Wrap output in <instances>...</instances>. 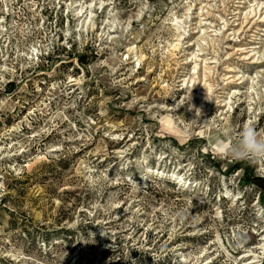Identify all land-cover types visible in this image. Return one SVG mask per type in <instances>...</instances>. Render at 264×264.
<instances>
[{
    "label": "rangeland",
    "instance_id": "obj_1",
    "mask_svg": "<svg viewBox=\"0 0 264 264\" xmlns=\"http://www.w3.org/2000/svg\"><path fill=\"white\" fill-rule=\"evenodd\" d=\"M79 1L104 2L94 29H79L73 0H9V38L0 28V264H264V158L218 143L244 126L264 139V57L232 49L257 32L264 53L258 17L230 46L238 0H197L187 18L191 0ZM175 17L184 45L200 20L221 30L205 51L219 93L202 114L190 111L200 81L186 88L169 53ZM229 63L254 83L228 112Z\"/></svg>",
    "mask_w": 264,
    "mask_h": 264
},
{
    "label": "bare ground",
    "instance_id": "obj_2",
    "mask_svg": "<svg viewBox=\"0 0 264 264\" xmlns=\"http://www.w3.org/2000/svg\"><path fill=\"white\" fill-rule=\"evenodd\" d=\"M223 2V0H220ZM197 0H191L190 4L187 5L188 6V12L186 13V18L189 17L188 13L191 11V9H193V7L197 6L196 4ZM205 1H202L200 4H203ZM233 2H235L233 0ZM252 1L250 0H238V4L239 6H237V8L234 10V18L236 16H238V20H241V24H237V27L239 25H241V27H234L232 30V33L228 36V45L231 46V42L233 40H235V37L237 35L238 32H241L242 30V26L245 25L247 23V25L245 27H247L249 24L252 23V21H254L256 17H258L257 21L255 22V25L257 26V30L259 31H264V28H259L260 23H262L264 21V12H261L262 10H260L261 8L259 7V5L255 2L250 4ZM73 4V8H74V14L77 17V20L81 21L79 24V29L84 30L85 28L88 30L89 28L94 29V24L92 23V8L96 7L97 5H100V8H102L104 6V2H100L97 3L96 1H92L89 5L88 4H84L81 3L79 0H73L72 2ZM246 4H250L249 7H246ZM242 5V6H241ZM260 8V9H259ZM199 10H203V7L200 6ZM209 13V12H208ZM245 14V16L243 17V15ZM200 17V16H199ZM221 19H224L223 17H221ZM193 21V20H191ZM226 21V20H225ZM236 21V20H235ZM185 23H187L185 20H183L180 17H175L174 19H172L171 23H168L170 26H173L174 30H175V43L170 44V49H169V53L170 55L173 57V59H175L176 64L178 65L177 68L180 70L182 69V75L179 76L180 78L183 77L182 80H180V82L183 83V85L187 88L189 87V85H191L192 83H197L198 81H200L201 87L198 91L199 93V97H200V101H198L197 103L192 102L191 105V113L193 115H195V113H200L202 114V111H204L205 109H208V107L212 104V95L214 93H219V91H217L215 89V79H214V75H215V67L218 64V58L215 57L214 55L212 57H209L207 53H205V51L209 48V50L211 48H214L213 45L216 41L215 37L217 38L220 33V29H217V27L215 26V29L213 28V30H210L211 26L207 25L206 23L203 24L202 21L200 20L199 25H197L196 23V27H194V32L192 33V35H190L187 45H184V41L186 38H184L185 34H187V29H186V25ZM195 24V23H193ZM225 26V25H224ZM254 28V27H253ZM85 29V30H86ZM105 29V28H104ZM80 30V31H81ZM84 30V31H85ZM230 29H227V31H229ZM241 30V31H240ZM245 31V29L242 31V33ZM203 32V34H201ZM213 32H215V34H213ZM198 35V37L196 36ZM233 37V39H229L230 37ZM259 33H255L254 36L252 37L253 39L250 41L249 44H245L246 46L243 45H239V46H233V48L236 49L237 52H240L239 57L243 60H248L249 61V65L250 64H262L263 63V57H264V53H259V51H256V49L258 48L256 46V44L260 43L259 42ZM227 37V36H226ZM224 38H225V34H224ZM184 39V40H183ZM218 39V38H217ZM195 47V49H194ZM208 47V48H207ZM230 48V47H228ZM132 48L130 47L129 50H131ZM136 49V48H134ZM191 50V51H190ZM214 51V50H213ZM182 54V56H179V54ZM238 55V54H236ZM137 56V61H139L140 63L145 61V59L142 58L141 55H139V53H136ZM130 63V62H129ZM193 64V70L194 72H192V74L186 73L185 69L187 68V66H189L190 64ZM203 63V72L201 75V72L198 71L197 69L199 67H202L201 64ZM213 65H215L213 67ZM260 67V66H259ZM8 68L3 65L0 68V74L1 72H5ZM227 71L226 73L223 75L225 78H223V82H226L225 85L229 88L226 87H222L220 89L224 90L222 93L225 94V96H221L219 94V96H217V98L219 99V108L222 109V111L226 108H228V112L233 108L232 106V101L234 98L241 96L242 91L240 90L241 87L245 84H247L248 79H246L244 74L240 75V72L238 70V66L235 63L232 64H228L227 66ZM258 70V69H257ZM198 71V72H197ZM197 72L196 75H193ZM258 72H263V70H259ZM243 73V72H242ZM222 78V77H221ZM217 80V79H216ZM248 83H254V79L251 78L249 79ZM233 84L234 87H232L231 85ZM253 85V84H252ZM251 86L252 90L253 86ZM213 88L215 89L213 91ZM217 88V87H216ZM218 89V88H217ZM219 89V90H220ZM189 92V88L186 89ZM186 91V92H187ZM222 98V99H221ZM227 112V113H228ZM180 138V137H179ZM149 171L148 172H155L157 174H161L163 175L164 173L161 172L159 169L155 170V168H147ZM161 172V173H160ZM146 177L148 176L147 173ZM171 179H179V177L175 174H171L170 175ZM143 180V179H141ZM147 180V178H146ZM144 181V180H143ZM182 182V180H181ZM135 184V183H134ZM253 259H250L249 261H247V264H257L259 262V257H252Z\"/></svg>",
    "mask_w": 264,
    "mask_h": 264
},
{
    "label": "clouds",
    "instance_id": "obj_3",
    "mask_svg": "<svg viewBox=\"0 0 264 264\" xmlns=\"http://www.w3.org/2000/svg\"><path fill=\"white\" fill-rule=\"evenodd\" d=\"M225 151L237 159H262L264 158V139L260 138L256 130L251 126H244L238 133L235 143L218 141ZM145 173L149 170L145 169ZM146 179V175H142Z\"/></svg>",
    "mask_w": 264,
    "mask_h": 264
},
{
    "label": "built area",
    "instance_id": "obj_4",
    "mask_svg": "<svg viewBox=\"0 0 264 264\" xmlns=\"http://www.w3.org/2000/svg\"><path fill=\"white\" fill-rule=\"evenodd\" d=\"M4 5L3 12L0 13V28L1 25L4 26L5 30L3 31L9 38V0H0Z\"/></svg>",
    "mask_w": 264,
    "mask_h": 264
},
{
    "label": "trees",
    "instance_id": "obj_5",
    "mask_svg": "<svg viewBox=\"0 0 264 264\" xmlns=\"http://www.w3.org/2000/svg\"><path fill=\"white\" fill-rule=\"evenodd\" d=\"M79 60L81 64H85L86 58L83 55H79Z\"/></svg>",
    "mask_w": 264,
    "mask_h": 264
}]
</instances>
